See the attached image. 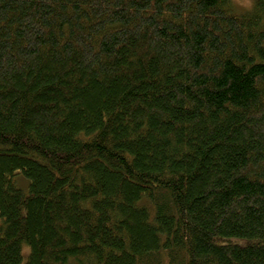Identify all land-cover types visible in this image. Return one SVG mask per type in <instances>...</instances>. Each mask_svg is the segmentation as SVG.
Returning <instances> with one entry per match:
<instances>
[{
	"label": "trees",
	"instance_id": "trees-1",
	"mask_svg": "<svg viewBox=\"0 0 264 264\" xmlns=\"http://www.w3.org/2000/svg\"><path fill=\"white\" fill-rule=\"evenodd\" d=\"M0 264H264V0H0Z\"/></svg>",
	"mask_w": 264,
	"mask_h": 264
},
{
	"label": "rangeland",
	"instance_id": "rangeland-1",
	"mask_svg": "<svg viewBox=\"0 0 264 264\" xmlns=\"http://www.w3.org/2000/svg\"><path fill=\"white\" fill-rule=\"evenodd\" d=\"M256 0H231L234 11L237 13H246L254 8ZM19 180L23 185H26V180L19 175ZM29 247L25 246L24 253L27 254Z\"/></svg>",
	"mask_w": 264,
	"mask_h": 264
}]
</instances>
